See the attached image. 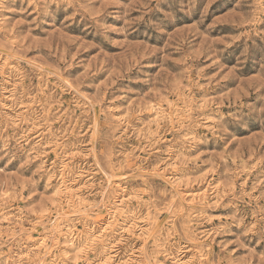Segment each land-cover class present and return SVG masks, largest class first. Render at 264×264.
Masks as SVG:
<instances>
[{
  "label": "rangeland",
  "instance_id": "1",
  "mask_svg": "<svg viewBox=\"0 0 264 264\" xmlns=\"http://www.w3.org/2000/svg\"><path fill=\"white\" fill-rule=\"evenodd\" d=\"M0 264H264V0H0Z\"/></svg>",
  "mask_w": 264,
  "mask_h": 264
}]
</instances>
